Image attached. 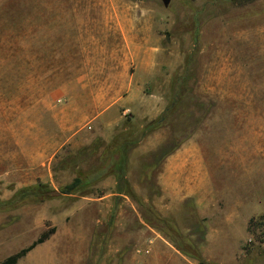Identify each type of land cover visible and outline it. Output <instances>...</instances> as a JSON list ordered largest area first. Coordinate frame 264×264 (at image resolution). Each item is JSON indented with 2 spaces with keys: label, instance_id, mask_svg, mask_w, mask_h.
<instances>
[{
  "label": "rangeland",
  "instance_id": "obj_1",
  "mask_svg": "<svg viewBox=\"0 0 264 264\" xmlns=\"http://www.w3.org/2000/svg\"><path fill=\"white\" fill-rule=\"evenodd\" d=\"M189 56L194 98L174 110ZM177 119L197 128L176 147ZM129 131L120 177L109 145ZM260 139L264 0H0V262L55 226L17 264H199L154 211L205 260L264 264ZM174 154L201 166L181 193L162 183Z\"/></svg>",
  "mask_w": 264,
  "mask_h": 264
},
{
  "label": "trees",
  "instance_id": "obj_2",
  "mask_svg": "<svg viewBox=\"0 0 264 264\" xmlns=\"http://www.w3.org/2000/svg\"><path fill=\"white\" fill-rule=\"evenodd\" d=\"M245 1V0H242ZM248 1V0H246ZM190 58L191 56L188 57L187 59V67L185 68V71L183 72V76L180 78V83H179V87L176 91L177 97L179 98V101L177 102H173L172 103V107H174V110L178 109L181 101L183 98L186 97V101H184L183 103V107L184 110L187 111L188 107L190 106V99L194 98V96L192 94H190V88H189V81L191 80L193 73H191V62H190ZM209 110V109H208ZM207 113L203 112L202 116H206ZM201 117V116H200ZM169 122V120H166L165 116H161L157 119L151 120L148 123H146V125H144L142 128H139V132L137 134V137H140L142 134H146L148 132H151L153 130H155L156 128H158L159 126L163 125L164 123L167 124ZM177 122L178 119L176 121V123L174 124L175 127V131L173 134V140L175 141V146H179L180 143H182L184 140H186L193 132L194 130H196L197 128V123L194 124V128L191 131H186L185 134L182 135H177ZM191 123V122H190ZM136 133L133 131H129V133H123L121 136H117L116 138H114L113 142L109 145V152H115L114 156L116 154V157L113 159V163L111 162L113 169L112 171L115 170H119L120 169V177H124V167L126 166V162H127V156H126V151L127 149L131 148L133 146L134 143H136V138L135 135ZM133 136V137H132ZM175 147V148H176ZM118 151V153H117ZM123 170V171H122ZM122 180H124L125 182L123 183V187L124 190L128 193V194H134L133 188L130 185L129 181L126 180L125 178H123ZM83 182L81 181L80 178H77L72 184L67 185L63 190V192L66 193H72L76 190H78L79 187H81V184ZM150 210H153L150 208ZM151 214L154 216L155 220H157V223L161 224L165 230L170 233L173 238L176 241V244L179 248L180 251H182L184 254L191 256V257H195L198 258L199 260V264H215L213 262H210L208 260H205L201 253L198 251L197 247L195 246V244L189 240V239H184L182 237H180L179 233L180 231H178L177 226L170 220L168 219H163L161 218V216L154 212L151 211ZM262 218L263 215L259 216V218ZM260 219H257L255 217H252L249 221V225H248V230L250 232H254L253 227H256L258 225L261 224V222H259ZM155 223V224H157ZM56 231V227L53 226L48 230H45L34 242H32L29 246L22 248L21 250H19L18 252L8 256L7 258H5L4 260H2L0 262V264H17L19 262V260L21 258H23L24 256H26L31 250H33L37 245L42 244L43 242H45L46 240H48L51 235H53ZM264 240V239H262Z\"/></svg>",
  "mask_w": 264,
  "mask_h": 264
},
{
  "label": "crops",
  "instance_id": "obj_3",
  "mask_svg": "<svg viewBox=\"0 0 264 264\" xmlns=\"http://www.w3.org/2000/svg\"><path fill=\"white\" fill-rule=\"evenodd\" d=\"M262 140H264V139H260L259 141H257V146L260 147V146L264 145V141H262ZM244 153H246L248 155V157H254L255 155L258 157L261 156L259 154V152H257L256 150H255L254 154L251 153L249 148L245 149ZM197 157L198 156L195 154L192 156L183 155V154L172 155V157H170V160H169L168 168L165 171V173H163V175H162V183L164 185V188L165 189H167V188L171 189V186H172V189H173L172 193L183 192V190L181 189V181H182L181 178H182V176H184L183 173L187 169H188V172L190 173V174H188L187 182L190 181L189 183L191 184L192 181L197 180V179H194V177H195L194 175L198 174V171L201 170V166L198 165V162H200V161L197 160ZM196 178H197V175H196ZM170 181H173V183L171 184ZM253 188L255 189V191L258 192V195H259L260 190L257 188L256 184ZM191 189L192 190L188 191V192H190V193L195 192L193 190V187Z\"/></svg>",
  "mask_w": 264,
  "mask_h": 264
},
{
  "label": "water",
  "instance_id": "obj_4",
  "mask_svg": "<svg viewBox=\"0 0 264 264\" xmlns=\"http://www.w3.org/2000/svg\"><path fill=\"white\" fill-rule=\"evenodd\" d=\"M170 2H171V0H163V3H164L165 6H168L170 4Z\"/></svg>",
  "mask_w": 264,
  "mask_h": 264
}]
</instances>
